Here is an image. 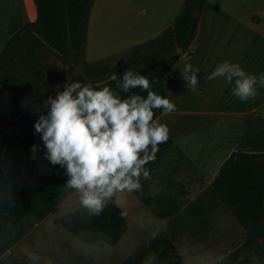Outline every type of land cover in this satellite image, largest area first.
Listing matches in <instances>:
<instances>
[{
  "label": "crops",
  "instance_id": "crops-1",
  "mask_svg": "<svg viewBox=\"0 0 264 264\" xmlns=\"http://www.w3.org/2000/svg\"><path fill=\"white\" fill-rule=\"evenodd\" d=\"M94 10L93 0L86 33V62L95 61L88 58L96 50L94 24L91 28ZM36 17L34 0H0V51L16 29ZM199 31L200 20L190 52L170 70L155 68L143 74L150 81V90L168 96L176 108L170 113L153 110L154 119L167 124L169 139L159 145L156 159L146 165L149 178H141L139 190L117 191L105 200L120 206L127 223L125 234L114 245L84 244L53 222L82 203L79 194L66 187L67 173L43 158L42 143L33 131L25 139L30 145H41L36 158L11 171L0 167V264L10 263L11 252L39 264H106L108 257L113 258L111 264H149L151 241L159 235L174 243L181 264H212L232 245L242 243L244 230L210 184L233 151L264 153V88L258 86L254 98L241 102L231 94V86L223 77H206L224 60L238 62L250 73L264 71V35L260 39L254 36L251 41L234 37L231 42L221 39L217 43L213 39L207 45L205 38L202 54L197 55L195 40ZM156 36L140 37L132 47ZM187 63L200 69L198 92H193L182 78ZM111 89L121 98L147 95L139 88L128 93L119 85ZM31 98L0 67V121ZM201 214L209 228L202 235L191 232L185 224ZM207 237L216 243L214 249L200 246Z\"/></svg>",
  "mask_w": 264,
  "mask_h": 264
},
{
  "label": "trees",
  "instance_id": "trees-1",
  "mask_svg": "<svg viewBox=\"0 0 264 264\" xmlns=\"http://www.w3.org/2000/svg\"><path fill=\"white\" fill-rule=\"evenodd\" d=\"M206 1L185 0L171 26L134 45L124 53L122 61L112 64L108 59H84L93 0H34L36 19L16 29L0 51V67L32 97L0 121V167L11 171L32 158L25 136L34 131L38 115L33 104L54 96L65 81L115 87L118 82L108 79L113 72L119 78L127 68L142 75L155 68L170 70L183 54L190 52ZM50 61H59L60 66L53 70ZM80 66L82 72H76ZM210 188L244 230L242 243L216 264H264V153L233 151L221 164ZM53 222L84 244L114 245L127 229L120 206L108 201L99 213L82 205L55 217ZM150 247L149 264H181L180 254L169 238L156 236ZM9 264L39 263L11 252Z\"/></svg>",
  "mask_w": 264,
  "mask_h": 264
},
{
  "label": "clouds",
  "instance_id": "clouds-1",
  "mask_svg": "<svg viewBox=\"0 0 264 264\" xmlns=\"http://www.w3.org/2000/svg\"><path fill=\"white\" fill-rule=\"evenodd\" d=\"M199 72L190 63L181 72L193 92H198ZM216 77H223L241 102L254 98L258 86L264 88V71L247 72L238 62L218 63L206 78ZM108 79L117 81L124 93L139 88L147 95L121 98L107 84L71 80L54 96L33 104L38 113L33 130L42 143L43 158L67 173L66 187L75 190L82 205L95 213L114 192L139 190L141 178H149L146 165L169 139L167 124L154 119L153 110L170 113L176 108L168 96L150 90L145 75L131 68L119 78L113 72ZM38 149L41 145L30 146L33 159Z\"/></svg>",
  "mask_w": 264,
  "mask_h": 264
},
{
  "label": "rangeland",
  "instance_id": "rangeland-1",
  "mask_svg": "<svg viewBox=\"0 0 264 264\" xmlns=\"http://www.w3.org/2000/svg\"><path fill=\"white\" fill-rule=\"evenodd\" d=\"M183 1L94 0L95 10L94 17L91 18V28L94 24L96 50L88 55L89 60L108 59L112 64L122 61L124 53L132 47L134 40L156 36L164 28L171 26L182 8ZM199 20L200 31L195 40L197 55L202 54L205 38L208 39L205 45L211 43L213 39L217 43L221 39H231V42L234 37H241L247 41H251L254 36L260 39L264 35V0H207L199 14ZM49 64L53 70L60 66L59 61H50ZM82 69L80 66L75 71L82 72ZM262 112L264 113V110ZM185 224L188 229L191 228L189 229L191 232L199 231L201 234L209 231L205 226L208 221L203 214L191 220L187 219ZM136 236L140 237V233ZM206 239L200 246L214 249L216 243L208 237ZM238 245V242L232 245L229 251ZM220 259L213 261L212 264L218 263ZM105 260L106 264L113 263V258L108 257ZM94 264L99 263L94 261Z\"/></svg>",
  "mask_w": 264,
  "mask_h": 264
}]
</instances>
